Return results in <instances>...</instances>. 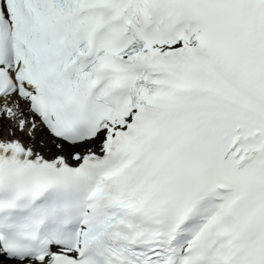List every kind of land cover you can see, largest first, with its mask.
Listing matches in <instances>:
<instances>
[{
  "label": "snow or ice",
  "instance_id": "snow-or-ice-1",
  "mask_svg": "<svg viewBox=\"0 0 264 264\" xmlns=\"http://www.w3.org/2000/svg\"><path fill=\"white\" fill-rule=\"evenodd\" d=\"M0 264H264V0H0Z\"/></svg>",
  "mask_w": 264,
  "mask_h": 264
}]
</instances>
